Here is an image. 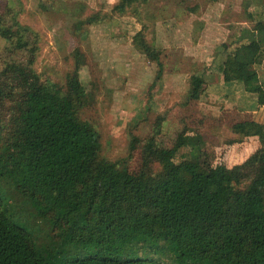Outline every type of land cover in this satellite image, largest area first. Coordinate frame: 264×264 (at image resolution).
<instances>
[{"label":"trees","instance_id":"1","mask_svg":"<svg viewBox=\"0 0 264 264\" xmlns=\"http://www.w3.org/2000/svg\"><path fill=\"white\" fill-rule=\"evenodd\" d=\"M149 3L119 0L111 12L82 23L135 18L132 44L157 63L159 79L162 51L148 35L157 20ZM251 3L261 5V17ZM251 3L249 21L231 27L214 70L222 83H242L262 107L264 0ZM19 16L12 5L0 13V49L6 52L0 62V183L12 187L35 226L48 232L33 234L15 220L0 193V264H264V122L231 124L234 133L259 141L235 168L217 163L213 145L198 132L206 117L193 119V127L185 122L172 140L161 136L165 111L147 137H133L127 156L108 159L100 131L81 117L90 102L81 80L84 54L75 50L65 83L43 79L35 68L42 37ZM204 75L189 77L180 103L192 117L209 90ZM60 246L84 253L62 256Z\"/></svg>","mask_w":264,"mask_h":264},{"label":"rangeland","instance_id":"2","mask_svg":"<svg viewBox=\"0 0 264 264\" xmlns=\"http://www.w3.org/2000/svg\"><path fill=\"white\" fill-rule=\"evenodd\" d=\"M118 1L0 0V13H6L8 5L15 6L21 23L40 33L42 43L35 68L43 79L65 83L67 72L75 65V50L79 48L84 54L81 80L90 102L81 117L100 131L104 157L118 160L127 156L133 137H147L157 116L165 111L168 118L161 136L172 140L185 122L193 127V119L206 117L209 120L205 125L197 128L206 143L213 145L217 163L235 168L244 162L259 147V141L243 138L230 126L247 119L264 122V113L257 109L256 94L246 91L249 96L240 97V103L238 93L234 95L218 85L220 77L214 65L221 58V45L231 27L249 21L246 5L254 0H150L147 10L157 20L154 24L151 21L148 35L162 51L163 71L159 79L157 63L132 44L139 29L135 18L114 15L93 25L82 23L92 15L111 12ZM250 8L261 17V5L251 3ZM201 22L204 27L198 36ZM5 53L3 46L0 62ZM198 72H204L211 87L201 99L199 115L192 117L191 111L180 103L185 99L189 77ZM234 91L238 88L234 87ZM134 156L133 167L138 153ZM160 166L156 164V168ZM12 191L7 182L0 183V193L10 205L11 216L33 234H46L48 229L35 226L33 215L17 202ZM59 249L62 256L84 253L71 246Z\"/></svg>","mask_w":264,"mask_h":264},{"label":"crops","instance_id":"3","mask_svg":"<svg viewBox=\"0 0 264 264\" xmlns=\"http://www.w3.org/2000/svg\"><path fill=\"white\" fill-rule=\"evenodd\" d=\"M258 70H259V73H260V77H262L263 79H264V63L262 64V65H260L259 67H258ZM218 76L220 77V75L218 74ZM218 82H219V84L218 85H222V87L227 91V92H229V91H231L232 93L234 92V95H235V93L237 94L238 93V95H236L237 97V100H238V102H240L241 103V101H240V99L241 98H243V96L244 95H246V96H249V94H247L246 93V91H245V89H244V87H243V84L242 83H239V82H236V81H231V82H227V83H222L221 81H220V79H218ZM210 84V83H209ZM211 87V85H209V88ZM234 87H237L238 88V91H234ZM229 88L230 89H232V90H229ZM239 88H240V90H239ZM209 91V90H208ZM239 93H242V94H239ZM240 95V96H239ZM241 97V98H240ZM257 109H258V111H261V112H263L264 113V106H262V107H257ZM264 120V119H263ZM263 122V121H262Z\"/></svg>","mask_w":264,"mask_h":264}]
</instances>
